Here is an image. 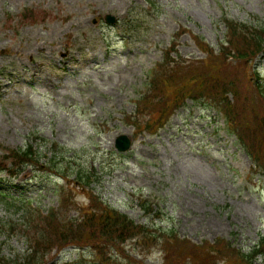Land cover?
<instances>
[{
	"label": "rangeland",
	"instance_id": "374dc122",
	"mask_svg": "<svg viewBox=\"0 0 264 264\" xmlns=\"http://www.w3.org/2000/svg\"><path fill=\"white\" fill-rule=\"evenodd\" d=\"M108 14L118 23L107 24ZM225 16L264 22V0H0V160L6 148L28 144L43 156L61 149V165L73 184L55 171L28 167L17 176L0 170V188L31 199L45 212L59 208L62 199L73 218L95 208L92 199L99 196L100 204L137 224L173 228L193 247L216 244L211 253L187 243L151 241L150 254L136 256L132 264H167L169 248L175 251L168 264L184 256L185 264H208L209 259L211 264H245L227 243L247 253L264 235V105H238L237 91L222 93L245 80L243 64L220 67L217 57L216 71H210L215 79L205 87L193 81L207 67L196 39L217 51L225 40ZM173 42L172 63L181 69V79L162 103L151 99L158 91L149 82ZM183 61L189 70L177 66ZM252 63L264 77V53ZM177 93V105L184 94L203 93L215 106L188 98L155 132L126 122L145 104L141 122L151 119L158 126ZM226 99L235 107L232 114L249 148L218 109L227 107ZM124 134L133 138V146L120 153L115 141ZM79 166L96 171L89 187L74 173ZM0 218L20 221L21 213L0 203ZM29 250L20 234L0 229V260ZM79 251L76 246L54 251L47 264L71 262ZM253 264H264V254Z\"/></svg>",
	"mask_w": 264,
	"mask_h": 264
},
{
	"label": "trees",
	"instance_id": "16d2710c",
	"mask_svg": "<svg viewBox=\"0 0 264 264\" xmlns=\"http://www.w3.org/2000/svg\"><path fill=\"white\" fill-rule=\"evenodd\" d=\"M223 22L226 26L225 40L221 41L219 49L215 51V47L209 46L203 39L197 38L198 46L206 52V58L204 63L206 67V73L198 75L193 78L195 83L203 81L204 87L210 84V78L212 77L210 71L215 73L216 59H221L220 67H230L236 64H243L245 68L244 79L240 78L239 86L235 85V88L229 89L227 92L222 90V93L227 94L230 91L235 93L237 91L236 102L238 105L250 104V105H264V77L260 75V72L253 68V61L256 60L261 53H264V22L255 19V24L252 22H240L231 19L227 16L223 18ZM176 43L173 42L171 48L166 53L164 62L158 65L156 69L151 72L152 78L149 82L156 87L155 91H158L156 96L152 98H160L162 103H167V92L169 87L181 79L179 73L180 68H176L172 62H175L172 58V54L177 50ZM188 63L183 61L177 66H187ZM191 66H187L186 71ZM160 71V73H158ZM188 73V72H187ZM158 76V78H157ZM209 77V78H207ZM207 78V79H206ZM235 84V81H233ZM231 87H234L232 85ZM242 91H240V88ZM191 85L187 87L190 89ZM212 90H215L211 88ZM224 90L226 88H223ZM197 91V90H195ZM180 93V90L178 91ZM230 92V93H231ZM185 93L184 88L181 89V94ZM185 95V94H184ZM182 96V102L177 105L179 101V95L177 93L175 99L166 110H164L159 117L160 124L155 126L151 119L146 122L141 120L146 116V105L144 104L138 110V115H128L126 122L134 125L135 129H140L141 125L145 126L149 132H155L166 124L175 110L186 104L185 100L191 98L192 100H198L204 102L205 100L214 101L201 94L196 96L187 95ZM146 96V95H145ZM145 98V97H144ZM200 99V100H199ZM215 100V99H214ZM227 101V99H226ZM148 102V101H147ZM158 103V107L163 104ZM149 104V103H146ZM227 107L225 109L219 107L224 111L229 127L233 133H236L241 143L245 147L249 148L245 141V131H241L238 128L237 119L232 114L235 107L227 101ZM177 105V106H176ZM215 106V105H214ZM243 110V109H241ZM149 115V113H147ZM136 118V119H135ZM261 132L264 131V120L261 123ZM233 127V129H232ZM251 145V144H250ZM60 149V148H59ZM55 156L44 155L35 148L32 144H28L23 148H6L4 153V159L0 160V170L11 169L13 175L20 174L25 168L31 167L39 171H55L60 177L68 179L69 174L67 168L61 164H64L65 151H55ZM45 157V158H43ZM257 165L260 167V158L256 157ZM11 164V165H9ZM74 173L79 178V183L82 186L89 187L96 179V171L90 169L85 171L82 167H77ZM69 180L67 181V183ZM68 185H73L69 184ZM68 187V186H67ZM63 194L65 197L66 187L62 186ZM91 195V193H89ZM97 198V199H96ZM92 199L93 209L86 208L81 214L80 212L76 217H70L68 214L69 204L61 199V205L59 208H52L50 211H43L41 207L35 205L32 200L28 198H22L5 192H0V203L8 210H14L17 213H21V220H5L0 218V229H5L11 234H20L24 240H27L29 251L23 255H16L14 258H1V264H47L52 259L53 251L61 250L67 246H76L80 249L78 257L71 262H65L64 264H123V261L130 264L136 262V256H146L149 242H159L161 240L171 241L176 244V247L181 243L186 244L190 248L203 249L216 252L215 245L204 244L198 247H193L191 242H181L178 238L177 232L173 228H149L145 225L137 224L128 215L119 212L118 210L110 207L109 205L100 204L102 199L99 196ZM144 201V205L146 204ZM3 231V230H1ZM185 241V240H184ZM85 246H89L86 247ZM227 247L232 252H238L242 257V261L245 264H253V261L259 256L264 254V235L261 236L259 242L254 245V248L250 252H242L241 250L232 249L230 244L227 243ZM188 249V248H187ZM89 251V255L86 252ZM173 250V251H172ZM173 248L165 250V256L167 264L169 263V256L174 252ZM164 256V257H165ZM196 257V256H195ZM194 257V258H195ZM186 256L182 258L176 264H185ZM124 263V264H125ZM211 260H208V264H211ZM160 264V263H159Z\"/></svg>",
	"mask_w": 264,
	"mask_h": 264
},
{
	"label": "water",
	"instance_id": "95a60500",
	"mask_svg": "<svg viewBox=\"0 0 264 264\" xmlns=\"http://www.w3.org/2000/svg\"><path fill=\"white\" fill-rule=\"evenodd\" d=\"M105 20L108 23H114L116 21L115 17L111 16L110 14L106 15ZM132 145L133 138L126 134L119 136L116 142V147L122 152L129 150Z\"/></svg>",
	"mask_w": 264,
	"mask_h": 264
}]
</instances>
